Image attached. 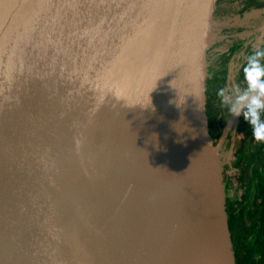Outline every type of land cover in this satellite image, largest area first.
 <instances>
[{"label": "water", "instance_id": "obj_1", "mask_svg": "<svg viewBox=\"0 0 264 264\" xmlns=\"http://www.w3.org/2000/svg\"><path fill=\"white\" fill-rule=\"evenodd\" d=\"M216 2L0 0V264H215L212 235L235 264L219 162L228 121L213 142L205 111ZM125 111L145 125L162 189L138 178L146 160L129 150ZM107 155L114 185L97 186ZM149 190L170 208L146 203ZM164 225L171 243L150 250L146 232Z\"/></svg>", "mask_w": 264, "mask_h": 264}, {"label": "trees", "instance_id": "obj_2", "mask_svg": "<svg viewBox=\"0 0 264 264\" xmlns=\"http://www.w3.org/2000/svg\"><path fill=\"white\" fill-rule=\"evenodd\" d=\"M223 3H230L231 6ZM261 7L263 4L260 0H217L213 17L242 19ZM242 26L239 24L236 32L241 31ZM220 31L227 36L228 30L224 27ZM226 38L228 40V36ZM227 40L224 38L222 42H217L213 47L210 45L212 48L207 49L205 111L208 133L213 142L217 141L230 116L228 110L220 104L216 95L218 89L234 80L242 82L240 69L244 58L255 49L264 50L263 33H259V42H249L251 39L243 36L236 38L232 44ZM235 126V131L241 135V156L237 159L239 168L236 177L239 194H230V179L226 172L222 181L224 209L234 260L235 264H264V143L253 138L251 127L242 117L237 119ZM229 138L230 135L227 136L222 153L228 149ZM221 167L227 171L230 168L224 157Z\"/></svg>", "mask_w": 264, "mask_h": 264}, {"label": "clouds", "instance_id": "obj_3", "mask_svg": "<svg viewBox=\"0 0 264 264\" xmlns=\"http://www.w3.org/2000/svg\"><path fill=\"white\" fill-rule=\"evenodd\" d=\"M262 60H264V50L255 49L250 52L244 58L240 69L242 82H236L235 80L229 82L227 86L218 89L216 95L221 106L228 110L230 116L234 118L242 117L251 127L253 138L264 143V63H262ZM232 130L228 133L230 138L226 151L231 148L229 157L230 159L233 157L234 160L235 153L241 146V135L235 130L232 135ZM224 141H226V138ZM238 145L239 148L233 151Z\"/></svg>", "mask_w": 264, "mask_h": 264}, {"label": "bare ground", "instance_id": "obj_4", "mask_svg": "<svg viewBox=\"0 0 264 264\" xmlns=\"http://www.w3.org/2000/svg\"><path fill=\"white\" fill-rule=\"evenodd\" d=\"M126 113H129L128 111H125L123 113H120V124H124L125 129L130 133V147L129 150L131 153H140L143 154L144 157L143 160H146V165L141 168L136 173L141 174L138 176V178H152V185L155 188L160 189L161 188V181L158 177L156 166L153 160L152 154H149V145H148V137H146V128L144 123L139 119V117H135L132 123H128V115ZM109 142L106 143L104 147H107ZM103 147V149H104ZM130 155V154H129ZM151 155V156H150ZM131 156V155H130ZM122 180L119 179V187H120V194L121 199L123 201L130 200L131 196L127 193V186L133 182L134 175L130 174L129 171H126L122 173ZM128 182H130L128 184ZM114 185V184H111ZM162 189V188H161ZM90 191L93 189H89ZM94 192V191H93ZM112 191L109 192L111 194ZM158 190V193L153 191L145 192L143 191L142 194L145 196L146 194L150 195L152 198H146V203L150 205H156L158 208H161L164 206L170 208V203L168 202V196H164L163 193ZM104 194V192H103ZM103 206V205H102ZM104 207V206H103ZM148 218V220H153L155 217H158L156 214L151 213L147 210H143ZM106 215H108L106 213ZM169 222V218L167 217V220L165 222V225ZM157 226L153 229H150L148 232H146V242H149V240H156L158 242L157 245H150V250H158L172 241V229L171 226ZM212 249H213V259L215 264H223V246L220 242L217 235H212L209 237Z\"/></svg>", "mask_w": 264, "mask_h": 264}, {"label": "rangeland", "instance_id": "obj_5", "mask_svg": "<svg viewBox=\"0 0 264 264\" xmlns=\"http://www.w3.org/2000/svg\"><path fill=\"white\" fill-rule=\"evenodd\" d=\"M212 33H213V37H212L213 39H212V42H211L210 45H212V47H213L214 44H217V42L214 43L215 40H216L215 37L217 36V31L215 32V30L213 28ZM219 34L221 36L225 35V33H222V31H220ZM221 39H224V37H222ZM221 42H222V40H221ZM212 47L210 46L209 48H212ZM234 123L235 122H232V119L229 118L228 127L226 129V140H227L228 133L230 132V130H232V128L234 126ZM120 130L118 132L117 141L119 139L121 141V138H122V131H120ZM117 141L115 142V144L113 146V150L122 151V142H117ZM121 153H120V155H121ZM239 155L241 156L239 150H237L236 153H235L234 160L230 159V157H228V164H229L230 168L228 169V171L222 169V174H224L226 172L228 174V176H229V179H230V181H229L230 182V194L231 195L239 194V192H238L239 186H238V183L236 181V177H237V174H238V168H239V161H237V159L240 158ZM111 158H117V157L113 156V155H107L106 156L105 161L103 162V164L101 166L100 173L98 174V177L96 179L97 186L104 187L105 185H108V186L111 185L110 184V179L111 178L109 177L108 173H112L113 171H116V169L118 168V165H120L119 164V160L113 162ZM121 159L123 160V158H121ZM219 162H220V164L222 163V158L219 159Z\"/></svg>", "mask_w": 264, "mask_h": 264}, {"label": "crops", "instance_id": "obj_6", "mask_svg": "<svg viewBox=\"0 0 264 264\" xmlns=\"http://www.w3.org/2000/svg\"><path fill=\"white\" fill-rule=\"evenodd\" d=\"M224 4V3H223ZM225 6H231L230 3H225L224 4ZM259 10L257 11H252L248 14H246L245 17H243L242 19H239V18H234V19H226V18H222V16H215L213 18V28L215 30V32L217 31V36H216V40L214 43L216 42H220L221 40H224V39H221L222 37H224L225 39H227L226 37V34L224 36H221L219 33H220V28L221 27H224L225 30H227V28H229L230 26H233V25H243V26H246V28H250V30L248 31H254L257 26L256 24L252 23V20L253 19H260V15H259ZM226 19V22H224ZM223 20V21H222ZM247 31V32H248ZM223 33V32H222ZM259 33L260 32H253V33H245L246 37H249V39H251L249 42H259ZM241 34H244V33H241ZM248 39V38H247ZM227 42L229 43L230 40H227ZM230 65L233 67V63L231 62ZM232 67L230 68V70H232Z\"/></svg>", "mask_w": 264, "mask_h": 264}, {"label": "flooded vegetation", "instance_id": "obj_7", "mask_svg": "<svg viewBox=\"0 0 264 264\" xmlns=\"http://www.w3.org/2000/svg\"><path fill=\"white\" fill-rule=\"evenodd\" d=\"M260 1L263 4V7H261L260 9H257V10L260 11L259 12V15H260L259 18L260 19H257V20L253 19L252 20V23L256 24L257 28L254 31H248V30H250V28H245L244 29V26H242V28H240L241 31L236 32V30H237L239 25L230 26L229 28H227V30H228L227 36H228V40H230L229 44L234 43L236 38H238L240 36L246 37L245 33H253V32H257L258 31L260 33H263V36H264V0H260ZM232 31H233V33H232ZM240 32L244 33V34H241Z\"/></svg>", "mask_w": 264, "mask_h": 264}, {"label": "built area", "instance_id": "obj_8", "mask_svg": "<svg viewBox=\"0 0 264 264\" xmlns=\"http://www.w3.org/2000/svg\"><path fill=\"white\" fill-rule=\"evenodd\" d=\"M238 148H239V145L236 146L233 151H236ZM232 159H233V157H232Z\"/></svg>", "mask_w": 264, "mask_h": 264}]
</instances>
